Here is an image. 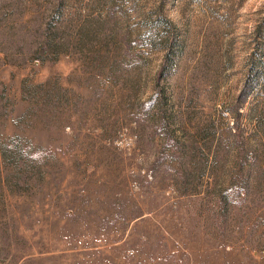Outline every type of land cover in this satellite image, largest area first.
Returning <instances> with one entry per match:
<instances>
[{
	"label": "rangeland",
	"instance_id": "1",
	"mask_svg": "<svg viewBox=\"0 0 264 264\" xmlns=\"http://www.w3.org/2000/svg\"><path fill=\"white\" fill-rule=\"evenodd\" d=\"M0 264H264V0H0Z\"/></svg>",
	"mask_w": 264,
	"mask_h": 264
}]
</instances>
